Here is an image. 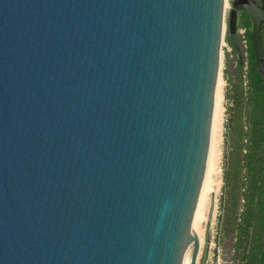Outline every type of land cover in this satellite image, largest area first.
I'll return each mask as SVG.
<instances>
[{
	"label": "water",
	"instance_id": "95a60500",
	"mask_svg": "<svg viewBox=\"0 0 264 264\" xmlns=\"http://www.w3.org/2000/svg\"><path fill=\"white\" fill-rule=\"evenodd\" d=\"M224 6L0 0V264H196Z\"/></svg>",
	"mask_w": 264,
	"mask_h": 264
},
{
	"label": "trees",
	"instance_id": "16d2710c",
	"mask_svg": "<svg viewBox=\"0 0 264 264\" xmlns=\"http://www.w3.org/2000/svg\"><path fill=\"white\" fill-rule=\"evenodd\" d=\"M238 19L245 30L246 58L244 69L229 80L224 94L215 241L227 264H264V81L255 63L251 20L243 12Z\"/></svg>",
	"mask_w": 264,
	"mask_h": 264
},
{
	"label": "bare ground",
	"instance_id": "6f19581e",
	"mask_svg": "<svg viewBox=\"0 0 264 264\" xmlns=\"http://www.w3.org/2000/svg\"><path fill=\"white\" fill-rule=\"evenodd\" d=\"M223 123V95L222 85L219 80L218 73L217 82L215 86L213 114L210 127V139L205 165V172L191 224V231L195 233V235L199 239L200 246L199 253L196 259V264H199L200 257L202 254L205 232L208 230L210 233L212 231V228L215 226L216 222V196L219 192L221 185L220 175ZM191 254L192 244L187 246L181 264H190Z\"/></svg>",
	"mask_w": 264,
	"mask_h": 264
},
{
	"label": "rangeland",
	"instance_id": "374dc122",
	"mask_svg": "<svg viewBox=\"0 0 264 264\" xmlns=\"http://www.w3.org/2000/svg\"><path fill=\"white\" fill-rule=\"evenodd\" d=\"M235 0H225L224 15H223V31L220 45V64H219V80L222 85V95H223V109H224V119H225V90L228 87L229 80L237 77L241 69H244V62L246 58V40H245V30L240 27L239 15L237 17L236 31L231 34L229 29V18L232 3ZM224 125V123H223ZM224 130V126H223ZM222 161H223V133H222V156H221V175H220V189L216 196V222L212 231L209 233V249L207 254V260L205 264H227V256L221 249L216 250V235H217V214H218V200L221 192L222 186Z\"/></svg>",
	"mask_w": 264,
	"mask_h": 264
}]
</instances>
